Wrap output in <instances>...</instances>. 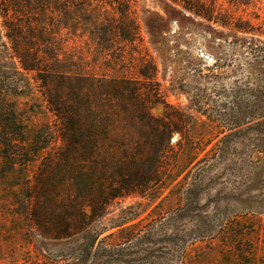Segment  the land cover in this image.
Masks as SVG:
<instances>
[{"label": "trees", "instance_id": "obj_1", "mask_svg": "<svg viewBox=\"0 0 264 264\" xmlns=\"http://www.w3.org/2000/svg\"><path fill=\"white\" fill-rule=\"evenodd\" d=\"M127 2L0 0L8 39L4 41L0 27V52L10 50L20 68L42 82L58 123L54 130L41 127L29 139L13 99L24 92L21 71L0 62L2 177L10 197L21 205L23 236L35 232V250L24 264H196L195 248L218 246L219 241L221 249L235 247L241 222L258 212L252 196L242 194L248 199L239 203L243 206L238 205L235 215L229 214V203L202 197L218 177L216 169L232 171L233 182L247 188L264 170V41L254 37L250 25L238 26L243 36L228 35V41L253 54L245 55L243 78L221 90L198 81L195 105L207 119L202 125L218 131L213 143L216 138L197 137L186 128L189 116L180 109L166 104L163 116H154L141 88L126 87L133 81L125 76H105L101 98L93 93V78L60 58L57 26L75 33L114 23L120 37L134 41L138 27ZM175 2L212 20L196 6L199 0ZM107 4H117L118 12L109 14ZM209 90L211 104L205 103ZM129 98V103L120 100ZM137 120L149 129L140 132H145L142 137H124L121 125ZM175 131L180 138L173 142ZM51 146L58 148L43 157ZM231 190L236 194L237 189ZM226 193L220 189L218 198L231 199ZM130 196L148 202L111 215L112 205ZM224 233L238 239L224 244Z\"/></svg>", "mask_w": 264, "mask_h": 264}, {"label": "rangeland", "instance_id": "obj_2", "mask_svg": "<svg viewBox=\"0 0 264 264\" xmlns=\"http://www.w3.org/2000/svg\"><path fill=\"white\" fill-rule=\"evenodd\" d=\"M129 1L126 7L132 11L138 27L134 41L120 37V30L116 31L114 23L92 30L87 26L75 33L57 26V41L62 49L60 58L73 61L79 72L95 80L94 95L105 97L103 94L106 92V85L102 83L105 76H125L127 80L133 81L126 87L141 88L143 98L153 106L151 112L154 116H163L165 105H171L189 116L186 128L194 136L216 138L218 131L202 125L207 119L197 111V83L199 81L200 85L208 84L209 88L216 86L221 90L243 78L245 55L253 54L241 44L229 42L227 36H243V32L237 27L250 25L255 29L254 37L264 41V0H199L196 6L210 15L211 21L186 11L175 0ZM116 5H106L109 14L118 12V9H114ZM3 24L0 14V27L4 41L8 43ZM202 54L213 57L214 61L210 62L204 56L202 58ZM4 61L18 67L24 79V92L13 96V99L24 119L29 139L34 138L37 131L46 125L56 129L58 123L43 95L42 82L34 78L35 74L23 71L18 60L10 55V50L0 52V62ZM142 72L148 79L141 75ZM199 73L207 77L199 78ZM52 85L58 91L62 90L60 85ZM209 94L211 95V90L207 93L208 100L205 103L211 104L213 97ZM113 99L117 102L116 98ZM120 100L130 102V98ZM155 100L158 101L156 105L153 102ZM120 129L123 130L124 137L135 136L133 134L142 137L145 132H140L149 128L137 120L132 126L121 125ZM179 138L180 132L175 131L173 142ZM128 140L131 143V139ZM217 140L218 138L213 143ZM53 147L58 148L51 146L43 153V157L53 152ZM232 173L216 169L215 175L218 177L210 182L209 192L204 193L203 200L211 198L215 202H222L224 206L229 203L228 212L235 215L238 213V205L243 206L239 203L248 199L242 197L244 194L253 197L258 212L255 218L241 222V240L235 247L221 249L219 241L215 242L218 246L208 243L195 248L193 255L196 264H264V170L257 172L258 180L248 188L233 182L236 176ZM220 189L227 191L225 196L231 199L221 201L218 198ZM231 189H237L236 194H232ZM10 193V186L2 177L0 158V264H24L26 260L23 259L29 260V255L35 250V232L23 236L24 226L20 221L21 213L18 214L21 205L14 202ZM140 201L148 202L134 196L119 199L112 205L111 215H118L122 209ZM222 210H226L225 207ZM224 234L220 236L224 244L238 239L232 233Z\"/></svg>", "mask_w": 264, "mask_h": 264}, {"label": "water", "instance_id": "obj_3", "mask_svg": "<svg viewBox=\"0 0 264 264\" xmlns=\"http://www.w3.org/2000/svg\"><path fill=\"white\" fill-rule=\"evenodd\" d=\"M202 56H204L206 59H208L210 62H213L214 61V58L209 56V55H204L202 54Z\"/></svg>", "mask_w": 264, "mask_h": 264}]
</instances>
